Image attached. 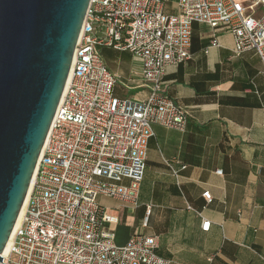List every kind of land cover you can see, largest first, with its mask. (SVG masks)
<instances>
[{"label":"built area","instance_id":"built-area-1","mask_svg":"<svg viewBox=\"0 0 264 264\" xmlns=\"http://www.w3.org/2000/svg\"><path fill=\"white\" fill-rule=\"evenodd\" d=\"M195 23L225 28L236 56L255 52L264 65V0H91L72 77L3 264L173 263L158 254L157 236L138 233L126 246L114 245L107 232L119 218L108 214L100 198L136 207L154 126L186 130L189 114L166 95L163 80L168 67L191 59ZM218 47L215 38L208 49ZM104 48L141 61L147 99L115 96L118 79L101 57ZM172 172L179 178V171ZM203 197L212 200L210 192ZM210 228L203 220V231Z\"/></svg>","mask_w":264,"mask_h":264},{"label":"crops","instance_id":"crops-1","mask_svg":"<svg viewBox=\"0 0 264 264\" xmlns=\"http://www.w3.org/2000/svg\"><path fill=\"white\" fill-rule=\"evenodd\" d=\"M215 38L220 47L208 49ZM233 49L225 28L195 23L191 59L167 68L163 86L187 110L186 130L154 126L136 207L100 198L119 218L107 232L114 245L142 233L158 237V254L172 264H264V65L255 52L236 56ZM100 53L118 79L117 98L147 99L139 59Z\"/></svg>","mask_w":264,"mask_h":264},{"label":"water","instance_id":"water-1","mask_svg":"<svg viewBox=\"0 0 264 264\" xmlns=\"http://www.w3.org/2000/svg\"><path fill=\"white\" fill-rule=\"evenodd\" d=\"M91 0H0V264L62 99Z\"/></svg>","mask_w":264,"mask_h":264},{"label":"bare ground","instance_id":"bare-ground-1","mask_svg":"<svg viewBox=\"0 0 264 264\" xmlns=\"http://www.w3.org/2000/svg\"><path fill=\"white\" fill-rule=\"evenodd\" d=\"M71 77H72V70L70 71L69 78H68V81H67V85L69 84ZM41 155H42V154H41ZM40 157H41V156H40ZM33 182H34V178H33L32 184H31V186H30V189H29V192H28L27 198H26V200H25V203H24V205H23V207H22V210H21V212H20L19 218H18V220H17V222H16V225H15L14 230H13V232H12V235H11V237H10L9 243H8V245H7L6 249H5V251L3 252V257H5V256L9 253L10 248H11L12 243H13V240H14L15 232H16L17 228L20 226V224H21V222H22V219H23V216H24V213H25V209H26V206H27V203H28V199H29V194H30V191H31L32 186H33Z\"/></svg>","mask_w":264,"mask_h":264},{"label":"rangeland","instance_id":"rangeland-1","mask_svg":"<svg viewBox=\"0 0 264 264\" xmlns=\"http://www.w3.org/2000/svg\"><path fill=\"white\" fill-rule=\"evenodd\" d=\"M169 7H170V9H171L172 12H175L176 11L175 4H171V5L169 4ZM121 95H123L124 97H127V95H128L127 94V91L124 89L123 92L121 93ZM101 205L104 206V204L102 202H101Z\"/></svg>","mask_w":264,"mask_h":264}]
</instances>
